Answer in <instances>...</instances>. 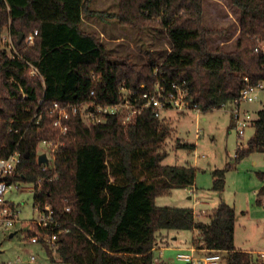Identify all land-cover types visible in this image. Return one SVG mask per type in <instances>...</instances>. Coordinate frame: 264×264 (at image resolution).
I'll list each match as a JSON object with an SVG mask.
<instances>
[{"label": "trees", "instance_id": "trees-1", "mask_svg": "<svg viewBox=\"0 0 264 264\" xmlns=\"http://www.w3.org/2000/svg\"><path fill=\"white\" fill-rule=\"evenodd\" d=\"M230 4L237 13L233 42L217 38L211 47V38L225 30L204 27V0H119L120 24L138 30L160 27L170 43L161 62L135 63L130 54L113 56L94 34L82 30L84 0H0V158L19 152V179L35 183L34 203H49L59 227L67 229L57 241L59 262L155 264L159 232L197 230L196 248L221 252L224 264H253L249 253L234 246L232 206L220 201L206 221L191 208L155 204L156 197L172 189L192 186L196 168L162 164L167 154L161 145L170 129L150 110L126 126L115 117L90 127L71 117L65 135L52 126L46 110L54 102L89 98L115 103L121 86L150 87L155 70L160 78L185 81L201 112L234 101L247 83L264 80V0ZM5 28L13 48L3 47ZM252 125L254 135L237 149L236 162L264 153V107ZM44 139L59 142L49 166L37 161ZM177 148L192 151L195 146L177 143ZM231 167L213 170V191L224 190ZM259 177L264 179V172ZM263 195L264 184L258 192Z\"/></svg>", "mask_w": 264, "mask_h": 264}, {"label": "rangeland", "instance_id": "rangeland-1", "mask_svg": "<svg viewBox=\"0 0 264 264\" xmlns=\"http://www.w3.org/2000/svg\"><path fill=\"white\" fill-rule=\"evenodd\" d=\"M85 4L89 8L83 16L82 30L94 34L113 56L130 54L135 63H148L150 60L161 62L169 51L170 43L160 27L149 25L138 30L133 26L120 24L117 18L119 0H86ZM90 5L92 11H89ZM203 13L205 28L225 30L221 36L214 35L211 38V47L217 46V38L223 42L225 37V42L232 43L236 32L237 13L230 0H204ZM8 34V29L5 28L2 44L7 49L12 46ZM263 107L264 91L258 92L253 102L240 103V109L247 111L253 120L256 112ZM231 109L232 105H226L199 113L191 111L178 114L171 110L164 111L161 120L168 124L170 132L161 145V151L167 154L162 164L196 167L198 190L195 196L209 200V208L217 206L220 197L223 202L233 206L236 210L235 245L248 251L264 253V206L257 204L253 195V191L260 185L256 173L264 171V153H252L240 161H235L237 149L247 145L254 135V127L247 126L243 136H238ZM177 143L193 144L195 148L192 151L179 149ZM40 151H44L41 145L38 153ZM228 164H232V167L225 173V189L219 196L218 192L210 189L211 171L221 170ZM34 186L35 183L22 180L21 189L13 190L6 196L17 210V222L9 230L0 227V264H30L32 255L36 258L33 264H66L59 262L57 254L52 250L50 251L54 262H51L45 247L27 239V236L36 231L30 223L37 217L33 193L26 189ZM175 194L158 196L155 201L158 205L174 206L192 205L195 200L188 199L189 195L185 192L180 193V197ZM201 215L207 217L205 213ZM24 223L27 232L23 231ZM12 233L14 236L10 238ZM181 239L179 237L178 242ZM188 243L189 239L176 248V243L168 238V245L162 244L163 249L155 252V264H189L177 257L179 253H189ZM253 256V264H264L263 259L256 254ZM219 264H224V261L221 260Z\"/></svg>", "mask_w": 264, "mask_h": 264}, {"label": "built area", "instance_id": "built-area-1", "mask_svg": "<svg viewBox=\"0 0 264 264\" xmlns=\"http://www.w3.org/2000/svg\"><path fill=\"white\" fill-rule=\"evenodd\" d=\"M36 34L37 31H34L27 37L29 44L33 42ZM261 48L264 52V46ZM35 73L36 70L32 69L31 74ZM154 76L156 79L150 87L145 84H141L137 89L121 86L120 99L115 103L102 104L91 98L78 103L59 104L54 102L46 107L48 114L53 117L52 126L59 134L65 135L68 132L67 121L71 117H78L82 123L89 127L103 124L108 117H115L122 126H126L133 122L144 110H150L152 115L159 120L163 118V112L168 110L178 114H187L191 111L201 112L199 106L189 98L185 81L176 83L160 78L156 70ZM244 80L248 82L246 77ZM261 91H264V80L256 86L247 83L241 90L239 98L226 104L232 105L230 112L234 127L240 137L243 136L245 128L252 123L251 115L240 109V103L253 102L257 98V93ZM92 95L93 91L90 92V96ZM40 145L44 149V151H40V154L46 155L48 159L46 166H49L53 162L59 142L53 139H44L40 141L38 147ZM20 161V154L16 150L8 157L0 158V227L6 230L11 229L17 222V210L6 196L13 190L21 189L20 174L17 171ZM40 185L41 180L39 179L37 189H40ZM26 189L34 195L36 185ZM34 209L37 217L31 220L30 223L36 228V231L27 236V239L31 243H38L43 247L47 246L55 252L59 235L67 232V229L59 227L49 203L37 201L34 203ZM66 210H69V208H66ZM203 250L204 254L201 256L196 257L192 254L179 253L177 257L189 264H219L222 259L221 252ZM258 257L264 260V253H259ZM35 261V256H30V262L34 263Z\"/></svg>", "mask_w": 264, "mask_h": 264}, {"label": "crops", "instance_id": "crops-1", "mask_svg": "<svg viewBox=\"0 0 264 264\" xmlns=\"http://www.w3.org/2000/svg\"><path fill=\"white\" fill-rule=\"evenodd\" d=\"M86 1V0H84ZM89 7H87V5L85 4L84 5V10H83V14H82V20H83V16L84 14L87 12V9ZM89 11H92V8H91V5H90V10ZM252 125V123H251ZM40 155V153H38ZM38 155V156H39ZM196 168V167H195ZM212 172L211 171V175H212ZM261 172H264V171H260V172H257L256 175L258 177V179L260 180V185L259 187H257L254 191H253V195L255 196V201L257 204L259 205H263L264 206V195L263 196H258V192H259V189L262 187V185L264 184V179H261L259 177V173ZM196 178H197V168H196V176H195V181H194V184L188 188H176V189H172L171 191H169L168 193L166 194H170V193H176V197H180L182 194L180 193H187L188 196V199L192 200V199H195L194 202L192 203V205H188V204H183V205H174V206H170V207H185V208H191L195 214V216H198L201 220H203L204 218H206V221H207V217L211 214V212L213 211V209H215L217 206H214V207H211L209 208L208 205H209V200L207 199H204V197L200 196V197H196L195 196V192L198 190V187L196 185ZM212 183H213V176H211V187L210 189L212 190ZM226 184V182H225ZM225 189V188H224ZM213 191V190H212ZM224 191V190H223ZM222 191V192H223ZM217 192V191H215ZM222 192H218L219 193V196L222 194ZM12 193V192H11ZM191 194V195H190ZM174 195V194H172ZM34 196V195H33ZM162 196V195H161ZM158 198V197H157ZM179 199V198H177ZM156 200V199H155ZM10 201V200H9ZM220 201H222L221 197L219 198V203ZM218 203V204H219ZM155 204L157 206H163V205H158L155 201ZM229 205V204H228ZM231 206V205H230ZM233 207V206H232ZM234 208V207H233ZM235 209V208H234ZM236 211V210H235ZM204 214L207 215L206 216H202L201 214ZM243 213V212H241ZM197 217V218H198ZM25 224V223H24ZM23 231L27 232L28 229H27V226L25 224V226L23 227ZM159 243L157 244L155 250H154V256H155V262H157V258H156V255H155V252L158 250V249H163L162 247V244L164 245V243L166 244L165 246L168 245V238H171V241L176 243V248L179 247V245L181 244H184L186 243V240L189 239V243L187 245V249L189 250V253L187 254H192L193 256H201L204 254V250L203 249H198L196 248V246H194L193 244V240L195 238H198L199 237V232L197 230H190V231H161L159 232ZM12 236H14V233L10 234L9 237L11 238ZM179 237H182V239L178 242V238ZM234 241H235V233H234ZM184 242V243H183ZM234 246L237 250H240V251H243V252H247L249 253L252 257H254L253 255H257L261 252H253V251H248L246 249H241L239 247H237L235 245V242H234ZM30 262V261H29ZM30 264H33L32 262H30ZM262 264V263H261Z\"/></svg>", "mask_w": 264, "mask_h": 264}, {"label": "water", "instance_id": "water-1", "mask_svg": "<svg viewBox=\"0 0 264 264\" xmlns=\"http://www.w3.org/2000/svg\"><path fill=\"white\" fill-rule=\"evenodd\" d=\"M21 38H22V35L19 36L18 43L20 42ZM37 161H38L39 164H41V163H47L48 162V159H47V157H46L45 154H40L37 157Z\"/></svg>", "mask_w": 264, "mask_h": 264}]
</instances>
